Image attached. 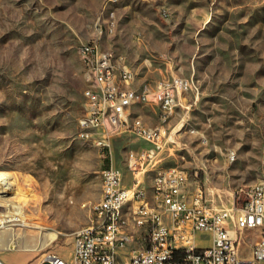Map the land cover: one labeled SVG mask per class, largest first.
Instances as JSON below:
<instances>
[{
	"label": "rangeland",
	"instance_id": "rangeland-1",
	"mask_svg": "<svg viewBox=\"0 0 264 264\" xmlns=\"http://www.w3.org/2000/svg\"><path fill=\"white\" fill-rule=\"evenodd\" d=\"M92 38L124 57L138 85L166 73L194 79L198 90L163 123L166 143L104 131L102 149L79 134L86 83L77 50ZM160 112L138 106L150 127L161 126ZM130 150L154 158L132 168ZM106 159L128 188L138 170L150 187L157 169L183 168L214 204L264 182V0H0V171L14 176L0 212L19 201L24 216L0 220L1 231L19 238L16 248L0 241V258L68 257L74 232L91 222L101 198ZM49 233L57 238L34 249ZM140 245L138 238L123 257Z\"/></svg>",
	"mask_w": 264,
	"mask_h": 264
},
{
	"label": "built area",
	"instance_id": "built-area-1",
	"mask_svg": "<svg viewBox=\"0 0 264 264\" xmlns=\"http://www.w3.org/2000/svg\"><path fill=\"white\" fill-rule=\"evenodd\" d=\"M158 11L169 20L164 6ZM77 51L85 53L89 65L79 134L102 149L108 145L104 131H127L157 147L166 143L163 123L188 92L198 90L194 79L166 73L153 86L137 85L124 57L101 48L96 38L81 42ZM144 104L159 107L161 126L142 121L134 108ZM152 158L148 151L127 153L132 168ZM100 172L104 196L95 202L91 222L74 232L68 257L48 252L42 264H264L263 181L241 187L224 205L211 203L200 181H191L177 166L157 169L150 187L140 170L129 188L112 164ZM118 206H126L128 216H121ZM138 238L140 247L123 257ZM0 264L7 263L0 258Z\"/></svg>",
	"mask_w": 264,
	"mask_h": 264
},
{
	"label": "bare ground",
	"instance_id": "bare-ground-1",
	"mask_svg": "<svg viewBox=\"0 0 264 264\" xmlns=\"http://www.w3.org/2000/svg\"><path fill=\"white\" fill-rule=\"evenodd\" d=\"M167 17H168V14H167ZM78 54H79V57H80V59L82 61V65H83V77H89V65H88V61L85 59V53H79V51H78ZM100 176H101V187H102V195H101V197H103L104 196V177H103L102 173H100ZM13 178H14V176L10 172L0 171V198H4L5 199L6 195H3L4 192L7 189H12L13 188V181H12ZM7 198H8V196H7ZM10 205L11 206H10L9 209H5L4 211L0 212V217H1L0 220H1V222H3V221H13V220L23 221L24 216H23L22 212H20L19 201H13V203L10 204ZM93 208H95V205L93 206ZM93 208H92V210H93ZM118 213H121V216H128V208H126V206H118ZM14 231L3 230V229H2V231L0 230V241H1V246H3V248H5V247L16 248L17 239H19V238H18V236H16V233ZM18 232L20 233V231H18ZM56 238H57V235L54 234V233L46 234V235H44L43 241L40 244V246L39 247H34V249L40 250L46 245L47 241H51V240H54ZM71 250H72V247H71ZM71 250H70V253H71Z\"/></svg>",
	"mask_w": 264,
	"mask_h": 264
},
{
	"label": "crops",
	"instance_id": "crops-1",
	"mask_svg": "<svg viewBox=\"0 0 264 264\" xmlns=\"http://www.w3.org/2000/svg\"><path fill=\"white\" fill-rule=\"evenodd\" d=\"M138 85V84H137ZM134 110L138 113V107L137 108H134ZM140 116V115H139ZM141 117V116H140Z\"/></svg>",
	"mask_w": 264,
	"mask_h": 264
},
{
	"label": "trees",
	"instance_id": "trees-1",
	"mask_svg": "<svg viewBox=\"0 0 264 264\" xmlns=\"http://www.w3.org/2000/svg\"><path fill=\"white\" fill-rule=\"evenodd\" d=\"M105 158H107V157H105ZM108 161H107V159H106V166H108L109 165V163H107Z\"/></svg>",
	"mask_w": 264,
	"mask_h": 264
}]
</instances>
